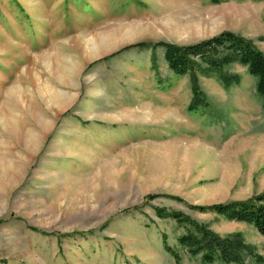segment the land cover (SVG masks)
<instances>
[{
	"label": "rangeland",
	"instance_id": "rangeland-1",
	"mask_svg": "<svg viewBox=\"0 0 264 264\" xmlns=\"http://www.w3.org/2000/svg\"><path fill=\"white\" fill-rule=\"evenodd\" d=\"M263 16L264 0H0V264H264L251 223L199 208L264 194L256 78L178 74L154 46L230 31L264 54ZM171 212L238 236L240 261L191 255Z\"/></svg>",
	"mask_w": 264,
	"mask_h": 264
},
{
	"label": "trees",
	"instance_id": "trees-1",
	"mask_svg": "<svg viewBox=\"0 0 264 264\" xmlns=\"http://www.w3.org/2000/svg\"><path fill=\"white\" fill-rule=\"evenodd\" d=\"M144 45L146 44H137V46ZM154 46L163 48L164 59L170 70L175 73L184 74L194 70L204 74L214 72L224 85L237 79L236 76L224 74L221 71L224 66L230 63L244 66L247 72L256 78L255 89L260 95L261 106L264 110V54L254 46L251 40L225 31L186 46H177L165 42H156ZM192 79L195 81L194 75H192ZM192 91L196 95L198 94L196 82L192 83ZM199 208L214 211L231 220L251 223L264 237V194L253 199ZM159 215L172 217L177 222L187 223L193 228L192 232L179 235L177 241L191 255L199 254L203 262L212 263L220 260L236 263L240 261V252L245 248V244L238 236L220 237L204 224L198 223L179 212L161 213Z\"/></svg>",
	"mask_w": 264,
	"mask_h": 264
}]
</instances>
